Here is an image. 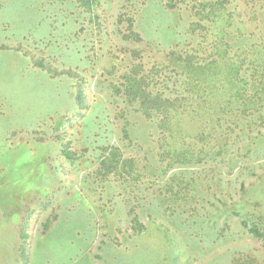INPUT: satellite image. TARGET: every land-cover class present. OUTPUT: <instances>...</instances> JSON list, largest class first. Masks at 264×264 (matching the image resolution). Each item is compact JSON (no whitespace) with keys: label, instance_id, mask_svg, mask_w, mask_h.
Masks as SVG:
<instances>
[{"label":"rangeland","instance_id":"374dc122","mask_svg":"<svg viewBox=\"0 0 264 264\" xmlns=\"http://www.w3.org/2000/svg\"><path fill=\"white\" fill-rule=\"evenodd\" d=\"M77 1H0V264H264V236L248 230L264 235V138L232 169L170 168L198 182L186 195L169 196L149 170L111 184L92 174L103 146L143 158L146 123L130 115L138 130L124 138L126 103L111 84L133 50L145 61L179 44L186 14L168 0H92L90 10ZM122 12L141 42L122 38Z\"/></svg>","mask_w":264,"mask_h":264},{"label":"trees","instance_id":"16d2710c","mask_svg":"<svg viewBox=\"0 0 264 264\" xmlns=\"http://www.w3.org/2000/svg\"><path fill=\"white\" fill-rule=\"evenodd\" d=\"M90 1L77 3L90 10ZM167 2L171 9L184 8L183 40L161 58L143 61L136 56L138 50H133L130 62L111 84L126 103L121 110L124 138L138 130L130 115L146 123L148 129L136 135L144 156H124L118 147L103 146L92 174L111 184V176L127 174L136 181L143 179L141 169L149 170L150 180L165 178L164 191L176 197L188 194L190 185L194 190L198 182L192 176L186 179L187 169L166 176L170 168L217 167L226 162L232 169L242 158L240 151L247 156L264 138L259 128L264 125V0H180V6L177 0ZM134 17L122 12L116 23L119 29L125 27V31L120 29L123 39L141 42ZM36 64L56 75L41 59ZM84 96L79 83L75 96L79 107L85 104ZM128 211L132 228L141 229L135 210L130 207ZM248 230L264 236L256 226ZM21 237L25 240L26 233L21 231ZM230 264L257 262L244 256L232 258Z\"/></svg>","mask_w":264,"mask_h":264},{"label":"crops","instance_id":"0c3cea01","mask_svg":"<svg viewBox=\"0 0 264 264\" xmlns=\"http://www.w3.org/2000/svg\"><path fill=\"white\" fill-rule=\"evenodd\" d=\"M65 194H66V193L64 192L63 195H65ZM63 195H62V196H63Z\"/></svg>","mask_w":264,"mask_h":264}]
</instances>
